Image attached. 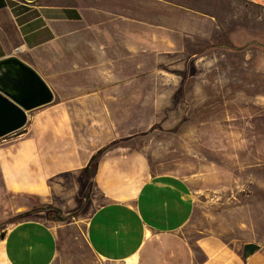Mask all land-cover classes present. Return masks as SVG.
Masks as SVG:
<instances>
[{
	"label": "crops",
	"instance_id": "1",
	"mask_svg": "<svg viewBox=\"0 0 264 264\" xmlns=\"http://www.w3.org/2000/svg\"><path fill=\"white\" fill-rule=\"evenodd\" d=\"M260 4V0H0V60L14 56L19 48V59L36 70L41 66L39 54L59 46L83 48V55H92L95 64L160 62L163 56L180 57L183 47L194 52L200 46L242 48L247 36L250 42L255 36L247 26L261 23ZM19 6L37 12L49 40L29 47L14 13ZM41 30L33 36L42 37ZM90 73L96 79L113 74L96 65L83 75L90 78ZM59 107L38 115L19 137L0 145V212L21 198L55 207L53 202L61 197L65 207H73L84 192L82 172L91 157L119 138L107 122L95 120L107 133L87 142L78 131L86 119L85 108L79 116L77 108ZM129 150L108 149L95 160L90 178L95 207L85 222L89 248L103 262L182 264L186 255L188 264H197L181 237L195 207L191 180L153 174L147 157ZM67 177L76 181L71 190L59 183ZM15 207L14 213L27 209ZM199 246L205 254L202 264H264V252L258 249L246 257L244 250L233 253L215 240ZM57 253L56 227L42 218L17 221L0 239V264H53Z\"/></svg>",
	"mask_w": 264,
	"mask_h": 264
},
{
	"label": "rangeland",
	"instance_id": "2",
	"mask_svg": "<svg viewBox=\"0 0 264 264\" xmlns=\"http://www.w3.org/2000/svg\"><path fill=\"white\" fill-rule=\"evenodd\" d=\"M260 3L261 23L247 26L255 36L251 42L247 36L242 48L200 46L194 52L183 47L180 57L167 55L160 62L140 64H95L92 55L84 56L83 48L76 46L49 49L37 58L41 66L35 71L54 98L28 112L23 129L57 105L59 110L77 108L79 116L84 107L80 138L99 140L107 131L98 123L107 122L119 137L109 149L122 146L143 153L153 174L191 180L195 207L181 237L197 264L205 261L199 246L204 240L218 241L233 253L250 244L264 252V0ZM243 18L249 20L248 15ZM95 65L112 70V76L85 77L84 71L92 72ZM22 130L0 139V145L19 137ZM91 177L80 184L84 192L73 207H65L61 197L53 202L55 207L15 199L0 212V236L19 214L47 205L51 209L31 217L56 227L58 253L53 264H138L99 261L89 248L85 222L95 207ZM59 183L69 190L76 186L69 177ZM18 205L27 209L14 213ZM69 214L75 217L57 219ZM185 258L182 264H188Z\"/></svg>",
	"mask_w": 264,
	"mask_h": 264
},
{
	"label": "water",
	"instance_id": "3",
	"mask_svg": "<svg viewBox=\"0 0 264 264\" xmlns=\"http://www.w3.org/2000/svg\"><path fill=\"white\" fill-rule=\"evenodd\" d=\"M32 3L35 0H23ZM53 93L39 74L19 58L0 60V139L16 134L27 124V113L53 102ZM69 214L59 221L73 217ZM2 236H0V239ZM257 250L250 244L244 248L247 257Z\"/></svg>",
	"mask_w": 264,
	"mask_h": 264
},
{
	"label": "trees",
	"instance_id": "4",
	"mask_svg": "<svg viewBox=\"0 0 264 264\" xmlns=\"http://www.w3.org/2000/svg\"><path fill=\"white\" fill-rule=\"evenodd\" d=\"M14 13H15L17 23L21 27V31H22V33L25 37V40H26L27 44L29 45V47H34V46L41 44V43H43V42H45L51 38V35L48 33V30L43 28L44 23L40 19H37L38 18L37 12L30 11V9L28 7L19 6L18 11H15ZM34 18L37 19L34 21V23L27 24L30 20H32ZM41 28H42L41 31L44 32L42 37L33 36ZM45 32H47L48 35H45ZM39 34H40V32H39ZM29 36H33L32 39ZM109 147L110 146H108L102 150H99L96 154H94L91 157L89 163L87 164V166L84 168V170L82 172L84 176L88 177L94 173L95 167H96V162H95L96 158L102 152L108 150ZM49 209H51V208L48 207L47 205H42L40 207H36L32 211H28V212H24L22 214H19L18 216H16L14 218L13 221L15 222V221H19V220H24V219L31 217L33 213L44 212V211H47ZM73 217H75V215ZM2 237H3V235H2Z\"/></svg>",
	"mask_w": 264,
	"mask_h": 264
},
{
	"label": "built area",
	"instance_id": "5",
	"mask_svg": "<svg viewBox=\"0 0 264 264\" xmlns=\"http://www.w3.org/2000/svg\"><path fill=\"white\" fill-rule=\"evenodd\" d=\"M21 54V51L19 50V48H17L15 51H14V55H19Z\"/></svg>",
	"mask_w": 264,
	"mask_h": 264
}]
</instances>
